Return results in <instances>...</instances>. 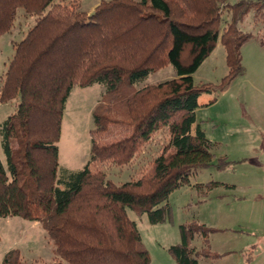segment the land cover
<instances>
[{
  "label": "trees",
  "instance_id": "obj_1",
  "mask_svg": "<svg viewBox=\"0 0 264 264\" xmlns=\"http://www.w3.org/2000/svg\"><path fill=\"white\" fill-rule=\"evenodd\" d=\"M79 1L0 0V34L11 29L18 9L35 18L14 43L0 85V102L17 98L0 123L6 159V166L0 161V217L38 222L53 243L51 264H150L127 209L164 222L171 216L169 195L189 185L191 173L229 163L214 162V143L191 128L199 96L244 73L241 46L253 35L238 25L250 10L264 19V0H101L89 13ZM224 10L229 19L221 26ZM218 40L226 75L218 83H194L192 73ZM167 64L176 77L135 87ZM94 83L105 91L92 109L90 158L79 169L59 168L56 142L67 98L74 85ZM158 131L168 141L137 179L116 185L106 178L103 165L129 164ZM219 184L193 187L204 197ZM214 231L197 221L180 224L179 242L168 247L176 264L217 256L209 243ZM197 235L200 249L191 245ZM0 264L29 263L9 248Z\"/></svg>",
  "mask_w": 264,
  "mask_h": 264
},
{
  "label": "rangeland",
  "instance_id": "obj_2",
  "mask_svg": "<svg viewBox=\"0 0 264 264\" xmlns=\"http://www.w3.org/2000/svg\"><path fill=\"white\" fill-rule=\"evenodd\" d=\"M97 1L101 0H80L79 9L88 12ZM227 1L233 4L238 0ZM228 19L224 10L221 26ZM34 23V16L18 9L11 29L0 34V85L13 56L14 43ZM238 26L253 35L241 46L244 73L233 78L223 90L199 96L191 128L195 132L198 126L214 143V162L224 158L229 163L222 169L210 165L191 173L189 185L169 195L171 216L164 222L150 223L145 214L137 215L127 209L149 253L150 264H176L168 247L179 242V225L191 221L216 229L209 235V243L217 256L201 257L199 264H264V46L260 43V39L264 40V19L250 10ZM227 71L225 51L218 40L192 78L196 84L218 83ZM174 77V66L167 64L134 85L139 88ZM104 91L102 83L72 87L56 142L59 168L79 169L89 160L92 109ZM16 101L17 98L0 102V123L14 111ZM167 141L166 131H158L129 164L103 165L106 178L116 185L137 179ZM0 161L6 166L1 139ZM210 181L220 184L206 196H200L193 185ZM191 245L200 249L201 236L197 235ZM9 248H18L29 264H51L54 257L53 243L46 230L38 222L19 216L0 217V262L4 250ZM64 264L71 263L64 261Z\"/></svg>",
  "mask_w": 264,
  "mask_h": 264
},
{
  "label": "crops",
  "instance_id": "obj_3",
  "mask_svg": "<svg viewBox=\"0 0 264 264\" xmlns=\"http://www.w3.org/2000/svg\"><path fill=\"white\" fill-rule=\"evenodd\" d=\"M99 4V1L95 2L92 6H91V10H89L87 13L91 12L97 5ZM6 250H4L5 252ZM3 252V253H4Z\"/></svg>",
  "mask_w": 264,
  "mask_h": 264
}]
</instances>
